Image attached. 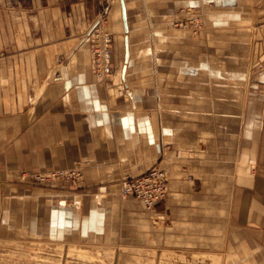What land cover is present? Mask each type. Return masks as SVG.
I'll use <instances>...</instances> for the list:
<instances>
[{"label": "crops", "instance_id": "obj_1", "mask_svg": "<svg viewBox=\"0 0 264 264\" xmlns=\"http://www.w3.org/2000/svg\"><path fill=\"white\" fill-rule=\"evenodd\" d=\"M124 4L126 19L121 0H0V245L264 264V0ZM199 14L209 56L168 29ZM104 16L114 58L101 80L89 34ZM76 165L83 178L58 189L12 183ZM153 168L169 173L167 199L148 210L120 196Z\"/></svg>", "mask_w": 264, "mask_h": 264}, {"label": "rangeland", "instance_id": "obj_2", "mask_svg": "<svg viewBox=\"0 0 264 264\" xmlns=\"http://www.w3.org/2000/svg\"><path fill=\"white\" fill-rule=\"evenodd\" d=\"M105 3V2H104ZM106 4V3H105ZM168 29L171 31V35L174 36H183L181 33L176 35L174 32H188L190 36L200 37L201 39V48L204 56H209L212 52L209 48V36L210 34L206 32L207 25L204 17L199 14L198 17L181 19L173 21L168 26ZM97 32L98 36L95 34ZM93 33L90 32L89 39L91 40L93 55L95 44L99 42L104 44L106 35L110 36L111 48L114 54V40L112 31L107 25L105 16L101 19L100 27L97 28ZM251 33V31H248ZM94 34V35H93ZM184 37V36H183ZM174 38V37H173ZM253 46L250 44L249 49ZM219 54V53H218ZM96 56L94 55V63ZM114 58V55H113ZM111 74H103L102 79L110 78ZM81 165H76L73 168H62V169H49L46 171H28L22 170L18 172V175L15 177V180L12 182L14 184L30 185L40 188H57L58 184L61 182L73 183L79 181L83 178V171L81 170ZM64 172L60 176H51L47 180H40L37 178L38 174H43L47 176L51 173ZM126 178V177H125ZM170 183V176H169ZM74 188V186H72ZM120 196L122 194L120 193ZM66 203V202H65ZM79 205L77 209H79ZM27 227L25 228V230ZM28 231H24L23 234H26ZM26 240V241H25ZM37 240V239H35ZM39 240V239H38ZM51 244V243H50ZM94 244V243H93ZM92 244V245H93ZM50 251H45L47 246L40 243H31L29 237L23 238L21 241H10L7 240L6 243H1L0 245V264H178V261L168 259V261H158L150 260L148 257H153L155 255H146L142 252H139L133 248L126 247H112V248H91L82 245L78 242H71L64 244L62 243H52L49 245ZM18 252L21 254H15ZM157 257V256H156ZM147 260H143V259ZM123 261L122 263L120 261ZM118 261V262H117Z\"/></svg>", "mask_w": 264, "mask_h": 264}, {"label": "built area", "instance_id": "obj_3", "mask_svg": "<svg viewBox=\"0 0 264 264\" xmlns=\"http://www.w3.org/2000/svg\"><path fill=\"white\" fill-rule=\"evenodd\" d=\"M106 3L105 8L108 7L110 0H99ZM97 28H94L91 33ZM95 34V32H94ZM93 34V35H94ZM98 36L97 32L95 34ZM105 43L95 44L94 55L95 58V68L97 69L98 76L101 78L103 74H112V61L113 52L111 48L110 36L106 35ZM64 172L51 173L47 176L43 174H38L37 178L40 180H47V178L56 175H61ZM121 194L124 197L133 196L138 198L146 207V209H153L158 202L167 199L170 183H169V173L165 169L153 168L149 170L148 173L136 176V177H126L121 181Z\"/></svg>", "mask_w": 264, "mask_h": 264}, {"label": "water", "instance_id": "obj_4", "mask_svg": "<svg viewBox=\"0 0 264 264\" xmlns=\"http://www.w3.org/2000/svg\"><path fill=\"white\" fill-rule=\"evenodd\" d=\"M121 1H122L123 10H124V18L126 19V10H125L124 0H121Z\"/></svg>", "mask_w": 264, "mask_h": 264}, {"label": "bare ground", "instance_id": "obj_5", "mask_svg": "<svg viewBox=\"0 0 264 264\" xmlns=\"http://www.w3.org/2000/svg\"><path fill=\"white\" fill-rule=\"evenodd\" d=\"M120 193H121V190H120Z\"/></svg>", "mask_w": 264, "mask_h": 264}]
</instances>
